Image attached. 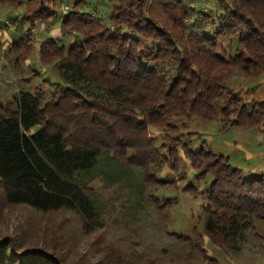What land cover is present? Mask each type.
I'll use <instances>...</instances> for the list:
<instances>
[{"label": "trees", "instance_id": "16d2710c", "mask_svg": "<svg viewBox=\"0 0 264 264\" xmlns=\"http://www.w3.org/2000/svg\"><path fill=\"white\" fill-rule=\"evenodd\" d=\"M104 1L98 9L91 0H0V25L13 26L0 58L18 67L35 53L48 71L0 99L1 203L70 211L90 233L102 227L91 184L113 178L98 161L119 171L138 166L144 177L148 161L160 175L184 158L207 185L202 232L237 250L252 221L264 231V174H245L227 156L194 146L185 121L264 134V99L247 104L225 84L230 67L264 76V0ZM50 24L58 26L54 38L37 42V28L48 33ZM0 264L57 260L5 239Z\"/></svg>", "mask_w": 264, "mask_h": 264}, {"label": "rangeland", "instance_id": "374dc122", "mask_svg": "<svg viewBox=\"0 0 264 264\" xmlns=\"http://www.w3.org/2000/svg\"><path fill=\"white\" fill-rule=\"evenodd\" d=\"M91 2L98 9L106 5L104 0ZM199 3L192 2L191 6ZM5 23L7 28L0 25L2 47L11 38L13 27L10 21ZM43 27L35 32L37 42L54 38L58 29L50 24L47 33ZM232 45L234 48L235 43ZM47 74L35 53L18 67L0 58V99H10ZM225 84L247 104L264 99V76L247 78L230 67ZM185 122L194 135V146L201 142L204 148L227 156L232 166L245 174H264V134L257 129L246 126L223 131L216 122L196 118ZM149 132L153 137L158 135L155 130ZM146 164L143 177L138 166L119 171L111 161H98V171L107 170L116 180L104 182L96 177L91 184L102 227L90 233L82 230L79 217L70 211L42 213L25 206H5L0 201V242L12 239L15 250L41 251L57 264H264V231L259 222L252 221L243 230L237 250L229 249L227 243H213L202 232L201 207L205 200L199 194L207 185L195 181L188 161L183 158L173 172L165 166L160 175L150 174L157 166L149 161ZM113 167L118 172L113 173ZM187 185L190 190H184Z\"/></svg>", "mask_w": 264, "mask_h": 264}]
</instances>
